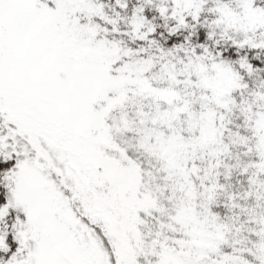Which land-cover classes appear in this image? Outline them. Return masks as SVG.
<instances>
[{"label":"snow or ice","instance_id":"snow-or-ice-1","mask_svg":"<svg viewBox=\"0 0 264 264\" xmlns=\"http://www.w3.org/2000/svg\"><path fill=\"white\" fill-rule=\"evenodd\" d=\"M0 264H264V0H0Z\"/></svg>","mask_w":264,"mask_h":264}]
</instances>
